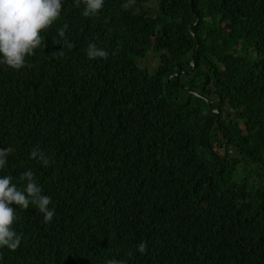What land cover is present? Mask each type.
<instances>
[{"label": "trees", "instance_id": "16d2710c", "mask_svg": "<svg viewBox=\"0 0 264 264\" xmlns=\"http://www.w3.org/2000/svg\"><path fill=\"white\" fill-rule=\"evenodd\" d=\"M125 2L84 17L62 0L26 66L0 65V176L31 169L56 213L17 207L0 264H264V0Z\"/></svg>", "mask_w": 264, "mask_h": 264}, {"label": "clouds", "instance_id": "9594fccd", "mask_svg": "<svg viewBox=\"0 0 264 264\" xmlns=\"http://www.w3.org/2000/svg\"><path fill=\"white\" fill-rule=\"evenodd\" d=\"M75 6L84 5V17L95 16L104 7V0H74ZM135 0H126L121 7L129 9ZM62 0H0V65L19 71L26 66V56L35 55V50L42 43L41 32L50 28L56 22L62 11ZM68 24L57 30V35L63 41L59 52L71 50L74 44L67 40ZM61 44L60 41H56ZM86 55L89 59H107L109 53L95 43L87 46ZM12 147L0 148V170L8 163V157L13 153ZM30 159L44 167H49L52 157L34 146L30 151ZM18 180L22 186L13 183L12 175L0 176V248L16 251L23 239L13 225L19 220L17 207L27 210L30 205L43 214L45 223H50L55 216V209L50 208L51 197L44 194L37 184L35 174L31 169L20 173ZM12 205H15L14 209ZM141 254L148 251L147 243L141 241L137 245ZM131 255V253H129ZM107 264H123L115 258L109 259Z\"/></svg>", "mask_w": 264, "mask_h": 264}, {"label": "rangeland", "instance_id": "374dc122", "mask_svg": "<svg viewBox=\"0 0 264 264\" xmlns=\"http://www.w3.org/2000/svg\"><path fill=\"white\" fill-rule=\"evenodd\" d=\"M150 8L152 10H156V5L155 3H151L150 4ZM138 64H140V66L142 68H148L150 70L151 73H154L158 68L159 66L161 65L160 63V58L157 56V54H155L153 52V50L149 51L148 55L146 58L144 59H138ZM217 151L220 153V154H223V148L221 149H218L217 148ZM235 154L233 153V156ZM254 170L255 169V166H251V167H246L244 166L243 164L239 167V172H238V178L239 179H247L249 180L252 175L254 174Z\"/></svg>", "mask_w": 264, "mask_h": 264}]
</instances>
